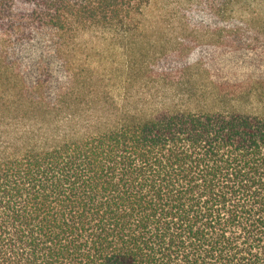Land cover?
Here are the masks:
<instances>
[{"label": "trees", "instance_id": "16d2710c", "mask_svg": "<svg viewBox=\"0 0 264 264\" xmlns=\"http://www.w3.org/2000/svg\"><path fill=\"white\" fill-rule=\"evenodd\" d=\"M0 107V264H264V0H0Z\"/></svg>", "mask_w": 264, "mask_h": 264}, {"label": "rangeland", "instance_id": "374dc122", "mask_svg": "<svg viewBox=\"0 0 264 264\" xmlns=\"http://www.w3.org/2000/svg\"><path fill=\"white\" fill-rule=\"evenodd\" d=\"M192 11L190 12H181L177 15V18L175 21H171L170 23L167 22V20L165 21L164 25H166L167 29L160 34V36L164 39V41L166 40H172L175 41L176 40H179V36H180V30H174V28L172 26H180L182 24H186V22H191L192 20H195L197 22H199V24H204V22H207L208 21V18L203 16V14H197V16H194V17H189V15H191ZM176 17V16H175ZM172 26H171V25ZM204 32L203 31H200L197 33V36L199 37V39H204L205 37L203 36ZM101 41V37L99 36V34H96V33H87V34H84L81 39H80V42L81 44L83 45H86L88 46V48H94L96 46H98V44L100 43ZM95 55V54H93ZM5 109L4 107H0V131H3L5 132L6 130L8 131V128H5V123L8 122V120L5 118ZM5 138V133L1 134L0 136V141L4 140Z\"/></svg>", "mask_w": 264, "mask_h": 264}]
</instances>
